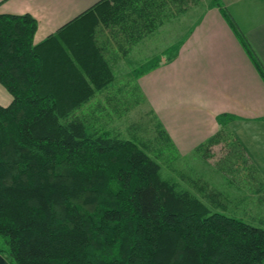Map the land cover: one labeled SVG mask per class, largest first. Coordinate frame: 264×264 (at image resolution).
<instances>
[{"label": "trees", "instance_id": "trees-1", "mask_svg": "<svg viewBox=\"0 0 264 264\" xmlns=\"http://www.w3.org/2000/svg\"><path fill=\"white\" fill-rule=\"evenodd\" d=\"M200 1L100 0L40 44L32 16L0 14V85L12 97L0 105V255L9 264H264L262 228L163 179L145 144L71 117L113 79L104 45L127 54ZM82 18L85 27L55 41ZM93 25L107 32L102 45Z\"/></svg>", "mask_w": 264, "mask_h": 264}, {"label": "crops", "instance_id": "crops-1", "mask_svg": "<svg viewBox=\"0 0 264 264\" xmlns=\"http://www.w3.org/2000/svg\"><path fill=\"white\" fill-rule=\"evenodd\" d=\"M98 1L0 0V14L32 16L33 43L40 44ZM218 1L230 21L207 4L189 25L183 16L166 19L134 46L151 57L138 87L175 146L181 138L197 147L221 124L237 134L238 123L264 119V82L238 38L247 40L264 68V0ZM86 21L70 24L55 41H67ZM104 48L106 54L112 49Z\"/></svg>", "mask_w": 264, "mask_h": 264}, {"label": "rangeland", "instance_id": "rangeland-1", "mask_svg": "<svg viewBox=\"0 0 264 264\" xmlns=\"http://www.w3.org/2000/svg\"><path fill=\"white\" fill-rule=\"evenodd\" d=\"M199 3L174 18L183 16L189 25L209 1ZM92 28L97 30L99 40L107 33L99 32L100 25ZM136 44L125 46L127 54L116 53L113 48L105 54L112 81L95 90L71 117L86 120L91 128L140 146L145 144L151 158L160 165L163 179L188 190L211 211L264 230V119L238 123L237 134L230 131L229 124H221L211 145L207 141L213 136L197 147L191 139L187 142L177 138L175 146L138 87V78L147 71V60L151 57L146 49L135 48ZM10 96L0 85L1 106L10 104ZM158 131H164L170 142ZM1 242L0 239V246Z\"/></svg>", "mask_w": 264, "mask_h": 264}, {"label": "water", "instance_id": "water-1", "mask_svg": "<svg viewBox=\"0 0 264 264\" xmlns=\"http://www.w3.org/2000/svg\"><path fill=\"white\" fill-rule=\"evenodd\" d=\"M0 264H9V262L2 255H0Z\"/></svg>", "mask_w": 264, "mask_h": 264}]
</instances>
